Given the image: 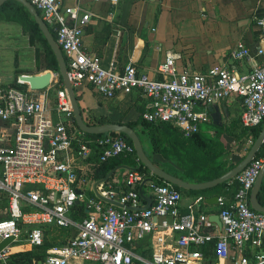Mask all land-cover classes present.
<instances>
[{
	"label": "built area",
	"instance_id": "built-area-1",
	"mask_svg": "<svg viewBox=\"0 0 264 264\" xmlns=\"http://www.w3.org/2000/svg\"><path fill=\"white\" fill-rule=\"evenodd\" d=\"M26 1L53 36L74 93L89 86L109 99L136 91L150 104L140 119L168 123L183 138L209 121L208 106L235 96L241 101L238 122L246 135L242 148L251 145L250 130L264 121V14L255 21L259 45L248 73L226 67L191 73L177 67L179 54L166 51L156 68L161 80H153L131 63L121 70L103 68L82 45L89 15L81 6L99 1L115 5L120 0H71L69 7L62 5L63 0ZM230 57L242 60L248 51L237 43ZM49 72L50 83L43 90L33 91L25 84L24 91L0 85V243L11 239L0 248V264H11V256L21 246H41L49 230L68 228L76 231L74 236L30 264H202L203 255L195 248L209 243L217 264L229 257L230 248L239 255L235 264H264V253L250 259L243 255L247 247L264 249V214L253 211L248 202L263 158L254 157L228 182L234 185L228 202L217 198L220 228L213 233L200 231L209 223L205 214L195 219L179 214L180 191L163 182L145 183L151 202L140 210L145 203L138 187L151 175L137 167L124 173L121 187L100 183L90 190V180L75 170L76 160L87 159L92 151L99 162L117 157L138 160L122 138L79 132L58 72ZM54 87L51 97L49 90ZM82 120L93 125L87 116ZM146 237L156 244L148 259L136 255L133 248Z\"/></svg>",
	"mask_w": 264,
	"mask_h": 264
},
{
	"label": "crops",
	"instance_id": "crops-1",
	"mask_svg": "<svg viewBox=\"0 0 264 264\" xmlns=\"http://www.w3.org/2000/svg\"><path fill=\"white\" fill-rule=\"evenodd\" d=\"M72 3L71 0L62 1L64 7H69ZM81 8L89 15L83 29L82 45L88 53L99 59L103 68L111 65L121 70L124 65L131 63L137 72L147 74L150 79L161 80L156 68L162 62L166 51L179 54L177 67L191 73L204 72L212 67H226L234 73H248L256 59L259 31L255 21L264 14V1L120 0L115 5L101 1L84 3ZM15 25L0 20V51L7 46L11 35L19 36L21 28L17 26L18 29L15 31L13 29ZM237 43H242L247 49V58L237 61L230 57ZM14 63L16 56L13 62L15 71ZM37 74L35 71L20 75ZM14 77L17 79L16 75ZM75 94L78 95L77 104L82 118L87 116L92 120L93 125L109 122L123 125L135 123L140 119L141 113L150 109L148 101L136 91L129 95L117 94L107 99L96 94L89 86H83ZM217 107L222 126L220 128L212 126L209 119L207 123L198 126L197 133L206 140H218L225 155V166L235 165L249 148V146L242 148L244 136L239 141H237L239 137L234 138L242 131L238 122L241 101L238 97L231 96L217 102ZM222 107L225 108L226 115ZM99 119L105 122L98 123ZM143 147L147 145L143 143ZM147 158L161 170L168 166L157 155H150ZM92 164L91 158L76 160L74 167L78 175H85V178H88ZM125 172L126 170L114 172L105 184L121 187ZM88 179L89 189L94 190V185L98 181ZM185 182L197 183L194 180H185ZM262 186H264V177L261 181ZM142 190L144 194H148L145 186ZM233 191L234 185L229 183L223 188L203 192L180 191L178 212L182 215H190L193 219L201 213L207 217L217 216L218 206L208 205L203 199L216 196L228 202ZM257 199L261 205L258 196ZM78 209L80 207L76 206L74 211L78 212ZM71 218L76 220L74 213ZM56 230L60 231V229L49 230L46 239L57 245L64 243L76 232L71 228L67 237L60 238V233ZM215 230L219 228L211 221L200 229L202 233H213ZM48 236L53 240H49ZM56 237L60 238V241L54 239ZM154 246H156L155 240L146 237L143 241L134 243V253L148 259ZM195 249L203 255L202 264H217L211 243ZM263 253V247H247L243 255L250 259L254 254ZM228 254L229 257L218 264H235L239 255L231 248Z\"/></svg>",
	"mask_w": 264,
	"mask_h": 264
},
{
	"label": "trees",
	"instance_id": "trees-1",
	"mask_svg": "<svg viewBox=\"0 0 264 264\" xmlns=\"http://www.w3.org/2000/svg\"><path fill=\"white\" fill-rule=\"evenodd\" d=\"M0 20L18 25L21 30L27 34L29 44L32 45L36 42L40 45L42 49L43 64L42 66L37 67L38 72L42 70L57 72L54 57L45 40L41 36L36 24L28 15L26 9L14 1H6L0 5ZM58 82L60 83V79ZM8 86L21 91H24L26 88L25 85L18 84L16 82V78L14 79L13 84ZM50 89H52V92L56 90L55 87ZM104 122L105 121L102 119H99L98 121V123ZM126 126L134 130L138 136L144 154L147 157H150V155L159 156L165 163L168 164V166L162 170L179 180H194L197 183L210 181L219 177L233 166L232 164L225 166V155L223 153L222 145L218 140H206L198 133L192 134L189 138H183L178 130L168 123L151 124L139 119L137 122L127 124ZM260 127L261 125L250 130L251 135L249 137L251 142H253L256 138ZM110 134L114 138H122L127 144L131 145L130 142L120 134ZM140 134H143L145 137L147 147H143V140L141 139ZM85 135L88 137H95L92 135ZM242 136H244V138L246 137L243 129L240 131L239 136H234V138L239 137L237 139V141H239ZM132 156L135 158L134 152L132 153ZM90 158L93 159V164L91 166V174L88 178L93 181H100L117 165H126L131 168L137 167L139 171L147 173L139 162L135 163L131 159L117 157L104 162H99L98 155L95 151H92V153L87 157V159ZM198 174L202 175L199 176ZM83 177H85V175ZM155 183L162 184L159 180ZM227 184L228 183L220 184L210 190L223 188ZM173 188L180 191L176 187ZM258 198L263 206L264 186L261 187L258 193ZM62 244L63 243L60 245ZM60 245L48 242L45 237L42 245L39 247L30 248L29 246H21L20 250L11 256V264H30L33 260H42L48 249L55 246L58 247Z\"/></svg>",
	"mask_w": 264,
	"mask_h": 264
},
{
	"label": "water",
	"instance_id": "water-1",
	"mask_svg": "<svg viewBox=\"0 0 264 264\" xmlns=\"http://www.w3.org/2000/svg\"><path fill=\"white\" fill-rule=\"evenodd\" d=\"M6 1H9V0H0V5H2ZM11 1L18 3L21 7L26 9L28 15L32 18V20L36 24L41 36L43 37L47 46L49 47L54 57V60L56 62L57 72H58L61 86L65 90L68 101H69L72 119H73V123L76 129L83 134L92 135V136H99V135L107 134V133H117L125 137L130 142L134 155L137 158L140 165L151 175V177L144 180L138 187V194L142 198L143 202L145 203L144 206L140 208V210L147 208L151 202V198L149 194H144L142 190L146 182L155 183L157 180H159L163 183L169 184L170 186L176 187L177 189L181 191H206V190L213 189L220 184L228 183L254 157H260V158H263V164L249 192L248 202H249L250 208L253 211L264 214V207H262L259 204L258 199H257L258 193L261 189V181L264 177V121L260 127V130L256 138L249 146L246 154L225 173H223L222 175H220L219 177L213 180H210L204 183H188V182L179 180L167 174L166 172H164L157 166H155L147 158V156L143 152V148H142V145H141V142L138 136L136 135L134 130H132L128 126L123 125V124L112 123V122L105 123V124L87 125L86 123L83 122L82 117H81V111L77 104L78 95L75 94L71 88V85L68 81L67 70H66L63 57L57 45L55 44L52 35L47 30L46 26L44 25L38 13L34 10V8L26 0H11ZM50 76L51 74L49 71H45L37 75H19L17 76V83L21 85H24V84L27 85V87L30 90L39 91L49 86ZM222 111L224 115H226V111L224 107H222ZM207 112H208L211 125L216 128H220L222 126V122H221V115L217 107V102L212 103L210 106H208ZM118 170L128 171L132 169L127 166H116L113 169H111L104 176V178L98 181L95 185L100 184V183H105L113 175V173ZM100 200L112 206L119 207V205L115 202L107 201L102 198H100ZM216 200H217L216 196L203 199L204 203H207L208 205H215ZM76 204L77 202H75V205ZM207 219L208 221L215 223L216 226L220 228V224H219V221L216 215H210L207 217ZM10 240L11 239H6L3 242H1L0 248L5 246Z\"/></svg>",
	"mask_w": 264,
	"mask_h": 264
},
{
	"label": "rangeland",
	"instance_id": "rangeland-1",
	"mask_svg": "<svg viewBox=\"0 0 264 264\" xmlns=\"http://www.w3.org/2000/svg\"><path fill=\"white\" fill-rule=\"evenodd\" d=\"M18 25L13 28L15 31L18 29ZM19 36L16 34L11 35V39L8 41L7 46L0 51V85L4 86L7 83L13 84L15 75L16 77L20 74H28L30 72H37L41 74L47 70L37 71V67L42 66V49L40 45L34 42L32 45L28 43V36L23 30H19ZM16 56V69L14 71L13 62ZM14 72V73H13ZM49 95L52 96V89L49 90ZM51 98V97H50ZM204 127V126H203ZM141 139L146 143V139L143 134H140ZM181 191V190H180ZM68 229H60V238H65L71 231ZM60 238H54L60 241ZM48 239H52L48 236ZM53 240V239H52ZM80 264H90V263H80Z\"/></svg>",
	"mask_w": 264,
	"mask_h": 264
}]
</instances>
